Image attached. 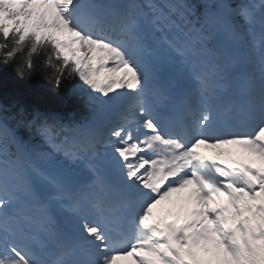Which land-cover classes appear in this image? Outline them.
I'll return each mask as SVG.
<instances>
[{
	"label": "snow or ice",
	"instance_id": "1",
	"mask_svg": "<svg viewBox=\"0 0 264 264\" xmlns=\"http://www.w3.org/2000/svg\"><path fill=\"white\" fill-rule=\"evenodd\" d=\"M26 49L89 114L0 106V264H264V0H0Z\"/></svg>",
	"mask_w": 264,
	"mask_h": 264
},
{
	"label": "trees",
	"instance_id": "2",
	"mask_svg": "<svg viewBox=\"0 0 264 264\" xmlns=\"http://www.w3.org/2000/svg\"><path fill=\"white\" fill-rule=\"evenodd\" d=\"M27 49L18 54L8 67L0 66V92L13 100H24L30 106L53 110H73L83 116V103L74 94L75 87L71 80L65 79L59 90L52 87L46 79L54 70L46 66L42 50L33 56L34 70L30 77L21 78L16 67L24 66Z\"/></svg>",
	"mask_w": 264,
	"mask_h": 264
}]
</instances>
